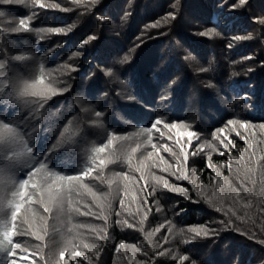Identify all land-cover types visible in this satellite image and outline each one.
<instances>
[{
    "label": "trees",
    "instance_id": "trees-1",
    "mask_svg": "<svg viewBox=\"0 0 264 264\" xmlns=\"http://www.w3.org/2000/svg\"><path fill=\"white\" fill-rule=\"evenodd\" d=\"M44 3L60 7L0 0V127L12 126L0 136V230L10 227L13 206L24 207V195L35 189L32 204L19 215L30 235L43 241L24 234L14 239L33 250L41 247L48 264H59L61 249L71 251V237L101 249L95 259L94 249H77L88 257L80 264H264V230L258 228L264 222V125H246L264 124V23L257 19L264 17V0L244 5L180 0L176 19L159 28L152 23L163 24L175 0ZM29 16L30 30L20 29L19 19ZM55 28L62 31H48ZM209 28L221 35H203ZM133 47L132 59L123 62ZM209 63L212 70L201 72ZM66 65L76 70L65 72ZM105 68H113L118 79L107 76ZM42 73L56 92L47 98L25 96L23 85ZM208 80L215 86H207ZM158 120L180 123L185 144L180 165L164 150L172 141L154 131L160 151L148 143L153 127L168 134ZM234 120L242 129L233 123L235 133H230L226 129ZM243 129L246 134L240 135ZM172 135L175 139V130ZM110 140L114 144L96 163L93 149ZM137 146L129 164L127 154ZM147 152L153 155L145 160ZM161 157L167 165L150 166ZM165 166L178 167L177 176ZM137 168H143L145 190L151 193L143 204L144 193L137 189L145 181ZM37 169L31 188L20 189ZM190 181L201 192L212 190L225 213L197 196ZM57 197L58 208L45 212ZM225 198L232 203L224 204ZM144 205L142 218L135 209L143 213ZM89 210L94 215L84 214ZM205 227L210 234L192 231ZM92 229L106 231L103 243ZM7 251L0 249V264H9ZM63 260L70 264L68 255Z\"/></svg>",
    "mask_w": 264,
    "mask_h": 264
},
{
    "label": "snow or ice",
    "instance_id": "snow-or-ice-1",
    "mask_svg": "<svg viewBox=\"0 0 264 264\" xmlns=\"http://www.w3.org/2000/svg\"><path fill=\"white\" fill-rule=\"evenodd\" d=\"M4 3H12V2H17V3H23V0H3ZM32 2L35 5H38L40 8H46V7H52V8H59L60 5L59 4H54V5H46L44 3V0H32ZM74 3L79 4L80 0H73ZM95 3H100V0H95ZM238 3L240 5H244L247 3V0H238ZM180 6V0H175V3L173 5L174 10L166 13L165 17L163 19V24L161 23V20H157L155 22L152 23V27H156L159 28L162 25L167 27L168 24L171 21H174L178 15V9ZM236 5H233V7H235ZM4 13L0 12V16H3ZM31 19L32 17H21L18 21L19 24V28L23 29V30H30L31 28ZM103 19V18H101ZM258 20H260V22L264 23V17L261 18H257ZM48 31L54 32V33H59L62 30L60 28H55V29H48ZM215 33V35L220 36L221 33L219 31H216L215 29L209 28V29H204L202 30V34L205 36H209L211 34ZM92 39L95 38V36L91 37ZM235 39H242V37H235ZM142 42V41H141ZM177 43H179L177 41ZM231 46V45H229ZM135 52V47H133V49L130 50V52L128 54H126L123 57V62H127L130 61L132 59V54ZM82 53H75V55L79 56ZM189 56H191V54H189ZM189 56L186 57V59L189 58ZM251 57H249L250 59ZM75 67L71 66V65H66L65 66V72H71V71H75ZM212 70V65L211 63H209L208 67L206 68H201L200 71L201 72H209ZM105 74L109 77H113L115 79H118V76L116 75V72L113 68H105L104 69ZM238 75V73L233 72L231 73V76H236ZM207 86H215L213 84V82L211 80L205 81L204 82ZM54 92H56V87L54 86V83L52 82L51 79H49L48 81L45 80V76L43 75V73L39 76H37L34 80H31L30 82L26 83L23 85V94L25 96H30V97H34V98H47L49 96H51ZM96 115H100V113H96ZM240 121L238 120H234L232 121V123L229 124V126L227 127V131L230 133H235V131L233 130V123H235L236 126V130L242 129L240 128ZM157 126H162L166 131H167V136L165 137V133L164 132H160L159 129L157 127H153L151 129L148 130L147 132V138H148V143L151 145V147L153 149H155L156 152L160 151V148L153 143V132H157V134L159 135V137L163 140V139H167L169 141H172V147H169L168 144H164V150L171 153V157L175 158V162L176 165H180L182 161L184 160V155H182L183 150L185 149V144L184 142H182L179 139V136L182 134L180 132V123H161L159 120L156 122ZM246 125L249 126V128H258L260 125H264V124H256L253 125L250 122H246ZM172 130L176 131V138H173L172 135ZM244 133L240 132V135H244L246 134L245 129ZM12 131V126L11 125H4L3 127H0V136L4 135L5 133H10ZM65 131H67V129H65ZM225 131V130H222ZM187 138V142H189V137L187 135H184ZM114 141H109L106 144H103L99 147H96L93 149V157L92 160H94L97 163V157H99L100 153H103L105 151L106 148H108L109 146L113 145ZM224 144L228 145L229 150H231V146L228 143H223V147ZM139 146H137V148H133L131 150V152H129L128 155V161L129 164H131L132 161V154L135 153L137 151ZM209 147V146H208ZM225 148V147H224ZM158 149V151H157ZM209 149L211 150L212 148L209 147ZM226 149V148H225ZM27 151H31V149H27ZM239 151V150H238ZM149 153H151V156H149ZM153 153L152 152H147V156L145 157V160H148L150 157H152ZM177 157H179V162L177 161ZM187 159H188V153H187ZM99 162V161H98ZM163 160V157H161L159 159V161H151L150 162V166L151 167H156L159 168L161 167V165H167V162ZM107 163H109V160L107 161ZM210 168V167H209ZM102 169V168H101ZM41 169H37L35 170V172L32 174V176L24 181L21 182L20 184V189H29L31 188V183L35 182L36 178H38L39 173H40ZM163 170L165 172H171L172 176H177V173L179 171L178 167H168L165 166L163 168ZM92 169L90 168L88 171L84 172L82 174V177L84 176H88L90 175ZM136 171L140 172L141 174V180H144L145 183L144 184H140V187L137 189L138 192H143L144 196L141 197V204H143V201L145 200V198L147 196H149L151 193L145 190V185L147 183V177L144 174V170L143 168H137ZM50 175H54V174H50ZM125 176V179H129L127 177V174H122ZM159 177V176H156ZM156 177H154V180L156 183H159L160 181H158L156 179ZM95 179L100 180L102 183L104 182L103 179H101L100 175H97L95 177ZM132 182L133 183H140L139 181L135 180V178H132ZM57 183L60 184L61 186L63 185V181L61 180H57ZM69 183H72V181H69ZM108 185L111 186L112 181L109 180L107 181ZM190 185H191V189H193L195 191V193L197 194V196L204 198L207 202H210L212 204L213 207H215L216 209H218L219 211H221L222 213H225L224 209L222 208V206L220 205V201L217 198H212V190L207 191L206 193L201 192L199 190V188L197 187L198 184L197 183H193L192 181H190ZM162 186L164 188H167L164 186V184L162 183ZM77 187H79V185L77 184ZM55 190V189H54ZM19 191V190H18ZM35 191V189H31V191H28V194L24 195L23 197V201L26 202L24 203V207L19 208L18 205L13 206V212H12V220H11V225L8 228H4L2 230H0V249H4L7 248V254L10 257V261L9 264H48V261L45 259L43 251H41V247H35V249L33 250L30 246H26L25 244H22L20 242H17L16 239H14L15 237H17L18 235L24 234V235H28L31 238H34L35 241L40 242L43 240L38 239L35 236L30 235L31 229L29 227V224L26 223L23 219V216H20V212L21 209H24L25 212L27 211L28 208H25V205H29L32 204L33 201H29V195H32V193ZM155 191V185L152 186V192ZM124 195L127 196L128 192L127 189H125L124 191ZM242 195V193H241ZM135 198V197H133ZM59 201L60 198L57 197L55 201H53L52 206L50 208L44 209L45 212H51L52 207H56L58 208L59 206ZM119 203L121 205V207L123 208L125 205V202L123 199L119 200ZM232 201L225 198L224 199V204H231ZM145 207V211L143 213L140 212V207L137 206V208L135 209V213L138 215H141L142 218L146 217L147 215V205H144ZM17 208H19V210H17ZM131 209V205L128 206V208L126 209V211H129ZM73 211H76L77 209H72ZM79 212L80 209L78 208ZM86 215H94V213L89 210L87 213H84ZM117 215H119V213H117ZM242 215V212L237 211V216ZM18 216H19V225L17 224V220H18ZM231 219V221L235 224L237 222L235 217H229ZM121 223V222H120ZM241 224L244 223V221H240ZM122 225V224H121ZM131 226V224H129ZM259 229L264 230V222H261L259 224ZM92 233L94 235H97V239L100 243H103L106 234H104V232H106L105 230H102L100 234H97V230L94 231L93 229L91 230ZM193 232L200 234V235H208L209 230L205 227V228H200V229H192ZM44 239V238H43ZM167 243V239H165V244ZM123 244V242H122ZM71 246V251L68 252L67 248L61 249L58 253V258H59V264H64V260L63 258L68 255L69 257V261L70 264H80V258L83 256V260L87 261L88 257L87 255H84L81 251H78L77 249L83 247L85 250H93V259H95V253H98L101 251L100 247L98 246H94L92 249H90V247H85L82 244H77L75 242V238L71 237L69 239V244ZM135 248V246H133ZM136 251H139V249H135ZM119 251V247L117 249V252Z\"/></svg>",
    "mask_w": 264,
    "mask_h": 264
}]
</instances>
